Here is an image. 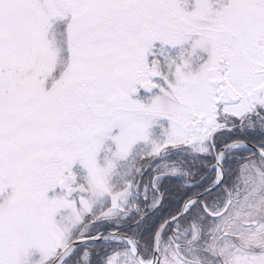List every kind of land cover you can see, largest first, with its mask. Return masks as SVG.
Listing matches in <instances>:
<instances>
[{"label":"snow or ice","instance_id":"1","mask_svg":"<svg viewBox=\"0 0 264 264\" xmlns=\"http://www.w3.org/2000/svg\"><path fill=\"white\" fill-rule=\"evenodd\" d=\"M0 264H264V0H0Z\"/></svg>","mask_w":264,"mask_h":264}]
</instances>
